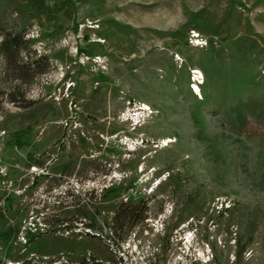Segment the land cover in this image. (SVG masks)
Wrapping results in <instances>:
<instances>
[{
  "label": "rangeland",
  "instance_id": "obj_1",
  "mask_svg": "<svg viewBox=\"0 0 264 264\" xmlns=\"http://www.w3.org/2000/svg\"><path fill=\"white\" fill-rule=\"evenodd\" d=\"M0 25L50 60L28 108L0 81V264H264V0H0ZM124 201L148 214L120 241Z\"/></svg>",
  "mask_w": 264,
  "mask_h": 264
},
{
  "label": "trees",
  "instance_id": "obj_2",
  "mask_svg": "<svg viewBox=\"0 0 264 264\" xmlns=\"http://www.w3.org/2000/svg\"><path fill=\"white\" fill-rule=\"evenodd\" d=\"M49 67V57L45 54H36L35 50L28 48L24 33L7 30L0 25V81L11 69L10 80L15 82L6 94L9 102L22 109L32 106L33 100L20 101V99L25 100V88L22 89V85H30L41 74L46 73ZM1 94L3 92L0 90ZM147 214L148 208L144 201L120 202L112 221L114 232H120L118 239L124 240L130 229L146 219ZM93 264L105 263L93 262Z\"/></svg>",
  "mask_w": 264,
  "mask_h": 264
},
{
  "label": "bare ground",
  "instance_id": "obj_3",
  "mask_svg": "<svg viewBox=\"0 0 264 264\" xmlns=\"http://www.w3.org/2000/svg\"><path fill=\"white\" fill-rule=\"evenodd\" d=\"M193 36H194V37H197L198 34L194 33ZM98 41H99V42H102L101 39H99ZM198 43H199V42H197L196 44H198ZM193 72L196 73V74H200V75L202 76L200 70H198V69H195V71H193ZM192 88L194 89V91H196L198 94H200V91H199L198 86H197L196 84H194V85L192 86Z\"/></svg>",
  "mask_w": 264,
  "mask_h": 264
}]
</instances>
